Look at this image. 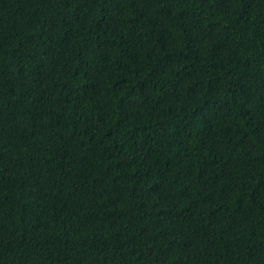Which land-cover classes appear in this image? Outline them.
I'll return each instance as SVG.
<instances>
[{
	"label": "trees",
	"instance_id": "1",
	"mask_svg": "<svg viewBox=\"0 0 264 264\" xmlns=\"http://www.w3.org/2000/svg\"><path fill=\"white\" fill-rule=\"evenodd\" d=\"M0 264H264V0H0Z\"/></svg>",
	"mask_w": 264,
	"mask_h": 264
}]
</instances>
